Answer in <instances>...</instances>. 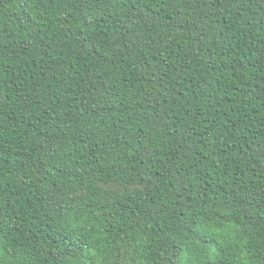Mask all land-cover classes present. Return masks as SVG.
I'll list each match as a JSON object with an SVG mask.
<instances>
[{
    "label": "trees",
    "instance_id": "obj_1",
    "mask_svg": "<svg viewBox=\"0 0 264 264\" xmlns=\"http://www.w3.org/2000/svg\"><path fill=\"white\" fill-rule=\"evenodd\" d=\"M0 246L264 264V0H0Z\"/></svg>",
    "mask_w": 264,
    "mask_h": 264
},
{
    "label": "snow or ice",
    "instance_id": "obj_2",
    "mask_svg": "<svg viewBox=\"0 0 264 264\" xmlns=\"http://www.w3.org/2000/svg\"><path fill=\"white\" fill-rule=\"evenodd\" d=\"M191 226V225H190ZM214 235H219V233L218 232H216V233H214ZM5 250H4V248L2 247V246H0V260H2L3 259V257L5 256ZM96 255H99L98 253H96ZM201 255L203 256V255H207V253H201ZM86 256H87V254H85V257H82V261H83V264H88V262H87V259H86ZM19 264H26V262H19ZM200 264H207V260H205V259H201L200 260Z\"/></svg>",
    "mask_w": 264,
    "mask_h": 264
}]
</instances>
